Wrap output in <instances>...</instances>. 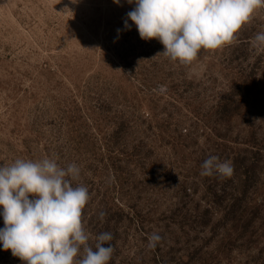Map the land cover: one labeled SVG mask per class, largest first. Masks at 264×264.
<instances>
[{
  "label": "rangeland",
  "instance_id": "1",
  "mask_svg": "<svg viewBox=\"0 0 264 264\" xmlns=\"http://www.w3.org/2000/svg\"><path fill=\"white\" fill-rule=\"evenodd\" d=\"M134 7L0 0V165H77L89 246L113 236L108 264H264V6L190 64L124 29ZM212 155L231 177L200 174ZM0 264L25 262L0 246Z\"/></svg>",
  "mask_w": 264,
  "mask_h": 264
},
{
  "label": "clouds",
  "instance_id": "2",
  "mask_svg": "<svg viewBox=\"0 0 264 264\" xmlns=\"http://www.w3.org/2000/svg\"><path fill=\"white\" fill-rule=\"evenodd\" d=\"M115 2L119 4L120 0ZM127 2L135 7L127 13L124 29H131V20L142 39H156L164 45L163 52L157 55L182 64H190L202 49L216 50L231 43L256 9L264 6V0ZM122 31L118 29V35ZM253 46L264 49V32L255 36ZM233 171L230 161L222 162L212 155L201 165L200 174L231 177ZM79 175L77 165L65 169L52 158L16 159L10 166L0 165L3 250H11L25 264H108L115 249L111 244L105 245L113 236L104 232L97 237L95 250L89 246L90 237L82 222L89 191L72 183ZM161 240L154 232L149 236V247L155 248ZM81 250L84 255L77 259Z\"/></svg>",
  "mask_w": 264,
  "mask_h": 264
},
{
  "label": "trees",
  "instance_id": "3",
  "mask_svg": "<svg viewBox=\"0 0 264 264\" xmlns=\"http://www.w3.org/2000/svg\"><path fill=\"white\" fill-rule=\"evenodd\" d=\"M243 211H245V210H243ZM250 220H251L250 218L246 219L247 222H250Z\"/></svg>",
  "mask_w": 264,
  "mask_h": 264
}]
</instances>
